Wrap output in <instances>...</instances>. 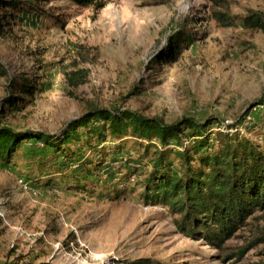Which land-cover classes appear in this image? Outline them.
Listing matches in <instances>:
<instances>
[{"label": "rangeland", "instance_id": "obj_1", "mask_svg": "<svg viewBox=\"0 0 264 264\" xmlns=\"http://www.w3.org/2000/svg\"><path fill=\"white\" fill-rule=\"evenodd\" d=\"M27 1L31 9H8L0 35V67L6 72L0 75V124L59 133L97 105L127 107L166 123L189 116L236 124L244 116L242 132L264 140V31L240 22L220 24L212 14L222 9L218 1L105 0L101 9L71 0ZM224 4L222 10L239 16L250 10L264 14V0ZM178 29L186 37L178 59L157 63ZM10 94L21 97L13 107L5 102ZM123 156L111 157L98 180L103 174L120 178L135 166ZM17 161L0 165V263L264 261L263 212L220 250L181 233L166 207L142 202L139 187L112 200L100 194L105 182L90 192L31 181L36 165ZM22 178L29 190L19 183ZM248 245L244 256L232 255Z\"/></svg>", "mask_w": 264, "mask_h": 264}, {"label": "trees", "instance_id": "obj_2", "mask_svg": "<svg viewBox=\"0 0 264 264\" xmlns=\"http://www.w3.org/2000/svg\"><path fill=\"white\" fill-rule=\"evenodd\" d=\"M26 1L0 0V35L5 30L8 9L22 11ZM71 1L79 7L96 9L106 5L105 0ZM215 1L222 9L225 7L224 0ZM222 9L212 13L220 24L240 22L244 27L264 31L262 12L250 10L239 16ZM184 33L178 29L169 35L165 50L155 58L157 63L178 59ZM5 73L2 69L0 75ZM85 78L82 73L80 82ZM25 91L31 93L33 88L26 85ZM19 99L10 94L5 102L13 107ZM260 104L264 102L260 100ZM241 119L236 124H224L214 117L198 121L188 116L166 123L127 107L94 105L59 133L0 124V165H16L18 159H28V164L38 168L31 181L65 183L90 192L96 191L100 181L105 182L100 194L112 200L124 198L139 187L142 202L166 207L175 216L181 233L223 250L226 241L245 228L255 213H264V140L259 142L242 132ZM130 151L137 156H130L134 155ZM115 156H123L135 166L120 178L103 174L98 180ZM259 239L264 241V237ZM250 246L232 255L244 256ZM26 264L51 263L28 260Z\"/></svg>", "mask_w": 264, "mask_h": 264}, {"label": "built area", "instance_id": "obj_3", "mask_svg": "<svg viewBox=\"0 0 264 264\" xmlns=\"http://www.w3.org/2000/svg\"><path fill=\"white\" fill-rule=\"evenodd\" d=\"M19 183L22 185V187L25 190H29L30 189L29 183L27 181H25L23 178L19 180Z\"/></svg>", "mask_w": 264, "mask_h": 264}]
</instances>
